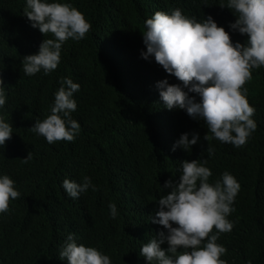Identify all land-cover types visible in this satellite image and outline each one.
Wrapping results in <instances>:
<instances>
[{
    "label": "trees",
    "instance_id": "16d2710c",
    "mask_svg": "<svg viewBox=\"0 0 264 264\" xmlns=\"http://www.w3.org/2000/svg\"><path fill=\"white\" fill-rule=\"evenodd\" d=\"M59 2L71 3L92 28L84 39L62 45L56 70L27 76L23 57L37 54L46 37L23 14L26 0H0V75L7 98L0 116L13 126L11 139L0 147V176L13 179L20 193L10 201L9 211L0 214V264H61L59 251L70 233L85 246L100 249L112 264L137 263L140 243L166 232L151 222L159 197L170 191L165 181L177 182L181 162L195 159L201 164L207 159L210 183L228 171L241 185L235 211L228 216L234 227L217 240L227 249L221 259L227 264H264V66L253 69L244 86L257 128L245 146L235 148L216 139L206 141V124L186 110L167 109L157 82H181L154 57L141 56L146 50L144 21L156 11L176 8L198 22L211 15L233 43H246V34L230 28L234 13L220 6L227 0ZM63 78L80 85L73 95L77 109L72 117L81 129L74 142L49 144L31 127L51 114ZM190 95L199 101L198 95ZM185 132L189 139L198 133L197 144L189 151L179 146L173 150ZM208 146L214 155L208 156ZM29 152L31 159L24 163ZM85 176L98 191L89 188L77 199L69 197L63 180L79 183ZM109 203L117 206L115 218Z\"/></svg>",
    "mask_w": 264,
    "mask_h": 264
},
{
    "label": "clouds",
    "instance_id": "9594fccd",
    "mask_svg": "<svg viewBox=\"0 0 264 264\" xmlns=\"http://www.w3.org/2000/svg\"><path fill=\"white\" fill-rule=\"evenodd\" d=\"M220 6L234 13L236 19L230 28L246 34V43H233L229 32L211 15L198 22L196 17L186 16L176 8L170 13L156 11L144 21L142 35L146 50L141 51V56L145 60L154 57L166 73L182 84H170L167 78L157 82L160 99L167 109L186 110L193 119L204 121L208 128L206 141L216 139L241 148L257 128L252 118L255 109L247 99L244 86L252 79V70L264 66V0H227ZM23 14L46 37L37 54L23 57V72L27 76L41 71L48 75L56 70L62 45L69 39H84L92 28L81 11L59 0H26ZM49 34L53 38H47ZM4 85L0 75V108L7 99ZM79 90L78 83L63 78L51 114L36 120L31 131L49 144L74 142L81 129L72 117L77 109L73 95ZM190 93L198 95L199 101ZM12 133L13 126L0 116V147L4 148ZM199 139L198 133L193 132L189 139V133L185 132L173 150L179 146L189 151ZM206 151L208 156L215 153L211 146ZM30 159L29 152L22 160L27 163ZM207 162V159L202 164L197 159L184 160L179 180L165 181L164 188L170 191L159 197L158 210L151 216V222L161 225L166 232L160 231L145 244L142 241L134 264H227L221 259L227 249L217 240L234 227L228 216L235 211L233 204L241 185L228 171L210 183L212 171L205 166ZM62 187L73 199L89 188L98 191L88 176L79 183L66 178ZM19 197L14 180L8 175L0 176V214L8 212L10 201ZM108 207L115 218L116 204L109 203ZM165 243L167 248H162ZM59 258L61 264H112L108 255L85 246L72 233L61 247Z\"/></svg>",
    "mask_w": 264,
    "mask_h": 264
}]
</instances>
